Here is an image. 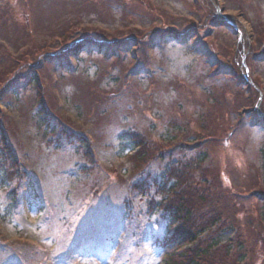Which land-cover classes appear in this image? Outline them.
<instances>
[{
    "label": "rangeland",
    "instance_id": "1",
    "mask_svg": "<svg viewBox=\"0 0 264 264\" xmlns=\"http://www.w3.org/2000/svg\"><path fill=\"white\" fill-rule=\"evenodd\" d=\"M0 56V130L18 156L0 151V264L222 260L172 243L177 224L133 193L172 163L229 192L237 227L215 240L243 234L230 257L264 264V0H0ZM130 124L161 147L139 169L117 148Z\"/></svg>",
    "mask_w": 264,
    "mask_h": 264
},
{
    "label": "trees",
    "instance_id": "2",
    "mask_svg": "<svg viewBox=\"0 0 264 264\" xmlns=\"http://www.w3.org/2000/svg\"><path fill=\"white\" fill-rule=\"evenodd\" d=\"M4 20L6 22L10 19L6 18ZM88 40L91 39H80V41L72 43L69 48L73 51L75 50L74 52L77 54L81 51V47L84 46V43L88 42ZM97 42L100 48L104 45L101 41ZM1 60H3L2 56H0V62ZM33 73H35V71H33ZM30 80L31 82H34L36 87L40 86L36 75H33ZM132 109L135 110L133 106ZM46 113L47 108L43 104L38 105L36 121L40 125L44 122L45 126L48 127ZM142 130L143 128L139 125L130 124L128 128L120 133L117 143V148L123 156L130 153L135 161L134 164L136 168L145 165L149 158L151 156L155 157L157 152L161 149L159 145L157 146L154 139L151 137L148 138L142 134ZM0 151L1 153H3V151L8 153V157L11 161H15L18 158L16 153H13L10 148V142L6 136V132L1 130ZM202 159H205L206 161L209 160L207 153H204L201 160ZM186 165L188 168L193 167L192 162L189 164L187 163ZM164 167L165 166H163V168ZM180 168L179 163H172L169 166V169L166 168L165 170H162L160 174H158V172H153L152 176L148 177L145 175L144 178H137L134 182V189H132L133 193H146L143 189L148 190L151 203L157 210L155 212L161 210L163 217L167 221L173 220L174 223L177 224L174 232H172L169 237L172 243H177V245L192 244L194 246L198 244L197 242H201L202 244L205 243V245H207L209 249H212L213 252L220 251L222 260L216 258L217 254L214 256H207L206 254H208V250H202L201 253L194 252L193 255L192 252L187 253V250H184L179 251L178 253L168 254L166 263L203 264L208 260L206 264H213L215 262H217L216 264H240V261L244 258H241V260H233L230 256H232L231 254L233 253L232 247H242L243 234H241L237 241L235 238L231 239L222 247L219 246L220 241L217 242V239L215 240L221 230L228 227H237V220L234 214L236 213L235 211L238 210L234 207L232 209L235 211H231L229 210L230 208H228V203H223L225 202L226 197L231 198L230 195H228L229 192L222 189L220 183H217L215 179L212 181L206 179L209 172L205 170L193 174L192 179L195 180V184L193 183L194 181H188L184 176V172H179ZM6 172H9V170L6 169ZM189 183L191 185H189ZM209 192H213V194H210L211 197L210 195L208 196ZM233 198H235V195ZM10 200L12 203L13 199L11 198ZM128 209V217H131L133 213L137 211L134 207H129ZM252 249H254V247H250V245L247 244L245 250L250 252ZM239 253H242L241 257L246 255L244 251L237 252V254ZM206 256L207 259L204 262ZM217 259H219V261ZM246 264H250V262Z\"/></svg>",
    "mask_w": 264,
    "mask_h": 264
}]
</instances>
